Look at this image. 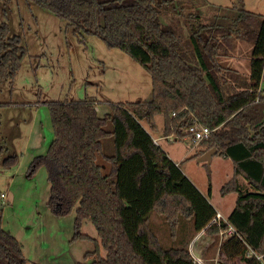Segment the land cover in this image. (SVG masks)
Segmentation results:
<instances>
[{"label":"trees","instance_id":"obj_1","mask_svg":"<svg viewBox=\"0 0 264 264\" xmlns=\"http://www.w3.org/2000/svg\"><path fill=\"white\" fill-rule=\"evenodd\" d=\"M26 1L65 20L75 35L97 36L122 51L152 79L149 101L112 104L104 117L95 100L47 104L54 140L31 172L46 169L55 218L75 209L73 241L94 243L84 256L87 264H199L188 241L178 240L182 219L192 221L195 234L215 237L227 229L212 224V186L204 196L143 126L145 121L156 131L157 117L164 119L166 137L188 136L195 121L215 130L201 143L210 147L197 156L216 148L217 156L232 161L233 178L221 192L237 196L228 221L247 244L233 236L222 242L220 253L234 264H264V15L235 7L240 13L231 25H193L183 41L162 18L165 11L175 13L174 0ZM8 33L7 25L0 27V85L15 78L25 55L4 44ZM236 37L253 46L249 82L219 61L234 49ZM4 154L0 135V167L11 170L19 157ZM154 212L169 226L170 249L150 227ZM85 222L93 224L99 243L81 232ZM249 248L262 259L248 257ZM0 264H30L21 243L3 228L2 216Z\"/></svg>","mask_w":264,"mask_h":264},{"label":"rangeland","instance_id":"obj_2","mask_svg":"<svg viewBox=\"0 0 264 264\" xmlns=\"http://www.w3.org/2000/svg\"><path fill=\"white\" fill-rule=\"evenodd\" d=\"M174 7L175 13L165 11L162 18L177 29L183 41L187 40L193 25H231L240 13L235 7L264 15V0H174ZM3 25L9 28L4 44L19 48L18 52L23 49L25 54L15 78L0 85L3 158L15 154L19 157L11 170L0 167L3 228L21 243L30 264H87L90 261H85L84 256L94 250V243L73 241L75 209L64 218H55L48 207L50 184L46 169L38 168L29 175L34 160L46 155L54 140L47 104L95 100L99 116L104 117L112 104L149 101L152 96L151 75L122 51L108 48L99 37L75 35L65 20L35 3L0 0V27ZM252 48L250 43L236 37L234 49L227 56L220 57V64L240 72L249 82ZM4 53L2 51L1 55ZM261 85L264 89V75ZM156 124L157 130L152 131L143 122L153 139L204 196L208 197L209 186H212L209 201L216 211L228 218L237 197L235 194L223 196L221 191L233 178L232 161L216 155L210 165L199 163L200 156L197 155L209 148L210 143L195 146L188 136L178 139L171 136L172 141H176L169 143L163 128L159 131L158 127H164V119L157 117ZM106 151L112 152L110 143ZM192 157L194 160H188ZM181 223L178 240L185 239L189 246L197 234L191 220L182 219ZM150 227L163 248L173 247L169 226L162 216L154 212ZM81 232L100 242L91 222H85ZM218 242L213 241L210 249L205 237L195 243L191 252L195 258L197 256V262L234 264L222 256ZM102 255L105 256L104 251ZM235 264L244 263L236 261Z\"/></svg>","mask_w":264,"mask_h":264},{"label":"built area","instance_id":"obj_3","mask_svg":"<svg viewBox=\"0 0 264 264\" xmlns=\"http://www.w3.org/2000/svg\"><path fill=\"white\" fill-rule=\"evenodd\" d=\"M173 116L175 117L176 114H173ZM214 131L215 130H212L209 127H206V126L198 123L197 121H195L194 124L188 129L187 134H188V137L191 138L193 144L195 146H197V145H200L202 142L211 139V136H212ZM154 142L157 146H159L158 141L154 140ZM212 224L216 225L218 227H222V225L227 226V229L222 231L220 234V236L224 240H226L230 237L236 236L243 241V238L238 233V231L230 224V222L228 221L227 218H224V216L221 213L217 212V215H216L215 219L213 220ZM243 242L245 243V241H243ZM221 245H222V243L220 244V247H221ZM218 255H219V253H218ZM222 256L224 257V255H222ZM250 256H255L259 260L262 259V257L259 256L254 250L249 248L248 257H250Z\"/></svg>","mask_w":264,"mask_h":264},{"label":"crops","instance_id":"obj_4","mask_svg":"<svg viewBox=\"0 0 264 264\" xmlns=\"http://www.w3.org/2000/svg\"><path fill=\"white\" fill-rule=\"evenodd\" d=\"M250 72H251V70H250ZM249 75H250V73H249ZM263 81V80H262ZM262 84V83H261ZM260 90H263L264 91V89L262 88V85H261V89ZM159 127V131H162V128H163V126L161 125V126H158ZM168 139H166L169 143H173L174 141H176V139H173V141H172V138L171 137H167ZM170 140V141H169ZM160 146V145H159ZM161 147V146H160ZM162 148V147H161ZM163 149V148H162ZM164 150V149H163ZM166 152V151H165ZM167 153V155L169 156V158L171 159V160H173L172 158H171V156L168 154V152H166ZM189 160V159H188ZM174 161V160H173ZM183 161V160H182ZM178 165V164H177ZM233 173H234V166H233ZM31 174H32V172L29 174L30 176H31ZM237 197V196H236ZM236 206V205H235ZM234 208L235 207H233L231 210H230V212L228 213V217L230 216V214L232 213V211L234 210ZM217 212H219L218 210H217ZM220 213V212H219ZM228 219V218H227ZM95 232H96V230H95ZM96 234H97V232H96ZM90 236V235H89ZM203 237H205V241L207 242V248L208 249H210V247H211V245H212V243H213V241L215 242V241H219L218 243H219V247H220V244L224 241V239L219 235V236H217V237H209V236H207L206 235V233H205V231H202V232H200V233H198L197 234V236L194 238V240H192L190 243L191 244H189V250H190V252H191V248H192V246L195 244V243H197L199 240H202V238ZM191 254L193 255V257L195 258V256H194V254H193V252H191ZM198 255V254H197ZM206 255V254H205ZM205 255H200V257L201 258H204L205 257ZM218 255V254H217ZM195 260L196 261H198V259H197V256H196V258H195ZM215 260V259H214ZM205 262H207L206 260H204ZM199 262V261H198ZM199 264H201V262L199 263ZM205 264V263H204ZM218 264V263H217Z\"/></svg>","mask_w":264,"mask_h":264},{"label":"water","instance_id":"obj_5","mask_svg":"<svg viewBox=\"0 0 264 264\" xmlns=\"http://www.w3.org/2000/svg\"><path fill=\"white\" fill-rule=\"evenodd\" d=\"M217 154H218V150L216 148H213L207 153H205L202 157L198 158V162L207 163L208 165H210L213 157L216 156Z\"/></svg>","mask_w":264,"mask_h":264}]
</instances>
